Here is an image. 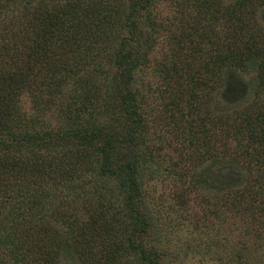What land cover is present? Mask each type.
<instances>
[{"label": "trees", "instance_id": "16d2710c", "mask_svg": "<svg viewBox=\"0 0 264 264\" xmlns=\"http://www.w3.org/2000/svg\"><path fill=\"white\" fill-rule=\"evenodd\" d=\"M152 1L131 0L124 19L116 4L104 10L99 2L69 0L38 8L28 0L24 25H0V245L11 264H63L64 249L81 264H163L162 251L149 238L153 222L141 188V171L160 150L148 145L152 121L182 134L188 146L181 154H199L201 162L207 157L233 170L248 157L264 165V112L256 102L232 112L210 106L230 71L247 67L259 52L264 36L253 32L249 14L264 0H178L182 10L213 6V17L226 25L221 32L211 25H174L180 31L196 27L198 36L185 34L189 43L176 40L160 59L150 53L159 25L135 21L138 12L152 19ZM91 47L101 56L91 73L97 80L84 75V49ZM151 65L158 91L167 95L153 120L148 93L134 85L137 71ZM103 76L109 88L100 93L93 81ZM258 85L264 87V73ZM26 97L39 110L58 104L59 126L41 128L40 119L24 110ZM224 126L226 137L217 130ZM211 167H202L199 180ZM89 168L95 177L84 179ZM256 170L237 185L243 188L233 206L246 199L257 206L262 196L264 209V177ZM50 180L55 187L46 189ZM108 181L116 197L107 194Z\"/></svg>", "mask_w": 264, "mask_h": 264}, {"label": "rangeland", "instance_id": "374dc122", "mask_svg": "<svg viewBox=\"0 0 264 264\" xmlns=\"http://www.w3.org/2000/svg\"><path fill=\"white\" fill-rule=\"evenodd\" d=\"M68 1L32 0L31 7L39 8L43 3L44 6L56 8ZM86 1L99 2L100 6H104V10L109 5L116 4L120 7L117 9L118 13L125 19L127 18L125 10L131 0ZM222 1L229 4L236 0ZM152 2V19L145 18L146 12L143 14L138 12L135 21L137 25H159L154 30L156 40L153 50L150 52L154 59L162 58L165 51L169 49V45L176 44V40L182 42L184 39L186 43H189L188 41L191 39L186 37V35L189 36V33L198 36L195 33L198 29L196 27L180 31L174 25H211V29H214L213 32H221L222 26L226 25L225 20L213 17L215 11L213 6L205 10H199L196 6L182 10L178 0H153ZM28 5V0H0V12H2L0 25L2 23L4 25H24L25 17L29 13ZM86 7L88 8L84 3L81 12H84ZM254 7V13H250L249 16L252 18L251 22L254 24V28L257 27L253 32L259 38L261 35L264 36V3L255 2ZM200 13L206 15V18L201 22L198 18ZM119 23L118 25H123L122 22ZM205 28L210 29L209 27ZM223 31L226 33L227 30ZM207 32L212 37L213 32L211 30ZM127 33L122 32V35ZM84 51L89 58L85 59L84 75L92 78L91 73L95 72V63L100 60L101 56H94L92 47L85 48ZM92 58H94V62ZM104 65L107 68L106 60H104ZM262 73H264V40L260 43V50L257 51L256 57L250 65L230 71L227 84L222 87L220 93H217L215 100L211 99L212 105H209L213 107L218 103L223 112H232L253 101L256 102V109H262L264 112V87L258 85L259 75ZM154 75L152 65L151 68L141 67V70L136 73L137 78L134 82V85L142 92L148 93V102L152 104L148 116L151 120L158 119V114L163 111L164 99L167 101L166 93L158 91L157 82L159 83V81ZM98 79V81H93V86L98 92L104 93L109 85L105 82V76L98 77ZM91 80H97L95 74ZM70 87L72 88V86ZM65 97L66 90L59 98ZM24 110L29 115L33 114L34 119H40V127L54 128L60 124L58 104L39 110L35 109L31 99L26 97ZM150 123L148 145H155L160 150L154 155L156 159L152 160L150 167H145L141 171V188L153 222L149 238L162 251L163 264H264L262 196L259 202L258 200L255 202L257 206L247 204L249 199L240 204L236 203L235 206L232 204L238 190L243 188L242 186L237 187V185L246 184L245 176L251 175V172L257 174L258 170L256 169L259 168L262 172L259 171L258 174L263 173L264 177V165L248 162V157L246 160H240L239 166L236 165L237 167H233V170L227 165H212L211 160L207 157L201 162L202 158L199 154L192 158L189 155L181 154L182 149L187 148L188 142L182 134L173 132L172 126L163 127L155 121ZM225 129H227L226 126L222 129L219 127L217 130L219 134L226 137L228 133L224 132ZM227 138L230 143H233L232 147H235L237 136L231 133ZM222 150L224 148L218 149V151ZM229 152L231 150L226 153ZM225 155L228 157L229 154ZM207 164L212 167L207 172L205 181L203 178L199 180L198 172ZM89 170H83L84 179L95 177L92 168ZM107 185L110 186V189L106 191L107 194L115 196L116 188L111 187L110 181L107 182ZM44 187L46 189L55 187V183L50 180ZM236 199L238 200V198ZM84 201L83 197L80 198L77 205H81ZM247 206L249 208H246ZM62 263L81 264L77 255L68 249L62 251ZM0 264H11L10 256L1 248V245Z\"/></svg>", "mask_w": 264, "mask_h": 264}]
</instances>
